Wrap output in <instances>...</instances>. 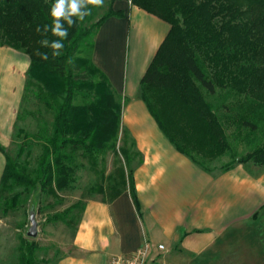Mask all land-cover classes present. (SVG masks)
<instances>
[{
    "label": "trees",
    "instance_id": "1",
    "mask_svg": "<svg viewBox=\"0 0 264 264\" xmlns=\"http://www.w3.org/2000/svg\"><path fill=\"white\" fill-rule=\"evenodd\" d=\"M115 1L100 17V7L90 6L91 14L83 21L71 27L64 23L68 37L60 55H53L40 41L59 39L50 30L55 0H0V46L29 57L24 94L35 82L36 99L52 115L48 122L20 105L15 156L0 145L6 158L0 183L5 215L36 190L58 198L59 191L70 188L76 171L89 166L100 178L90 193L108 189L113 199L129 184L139 209L131 172L127 175L120 167L107 174V154L121 155L127 165L132 156L141 155L121 128L123 99L93 61L98 30L110 17L124 16L114 10ZM128 1L170 26L142 78L141 98L180 153L207 171L215 170L214 162L227 154L234 157L231 128L264 131V0ZM24 113L38 122L34 132L18 127ZM37 147L41 152L34 158ZM247 162L264 165V140L220 170ZM79 207L82 213L84 203L78 202L53 218L76 226L81 214L76 224L72 214ZM18 250L20 264H38L37 241L22 237Z\"/></svg>",
    "mask_w": 264,
    "mask_h": 264
},
{
    "label": "crops",
    "instance_id": "2",
    "mask_svg": "<svg viewBox=\"0 0 264 264\" xmlns=\"http://www.w3.org/2000/svg\"><path fill=\"white\" fill-rule=\"evenodd\" d=\"M113 8L124 16L110 17L98 30L93 61L123 99L121 128L141 155L125 163L139 209L129 184L113 199L106 192L93 194L57 264H111L145 242L155 264H264V165L207 171L175 148L141 98L142 78L170 26L128 0L115 1ZM29 67L28 56L0 46L4 148L13 136ZM5 166L0 151V183Z\"/></svg>",
    "mask_w": 264,
    "mask_h": 264
},
{
    "label": "rangeland",
    "instance_id": "3",
    "mask_svg": "<svg viewBox=\"0 0 264 264\" xmlns=\"http://www.w3.org/2000/svg\"><path fill=\"white\" fill-rule=\"evenodd\" d=\"M111 0H104V4L97 12V16L104 14L109 7ZM117 1V0H116ZM21 53V52H20ZM23 54V53H21ZM25 55V54H23ZM27 74L25 78L24 89L26 85ZM36 84H30L28 92L22 94L21 110H26L27 113H40L48 122L51 121L52 115L44 106L36 99ZM23 95L24 99H23ZM20 107V106H19ZM19 110V109H18ZM24 119L19 121L18 127L24 128L27 132H34L38 122L29 114H23ZM233 132V134H231ZM230 143L234 157L238 158L242 154L249 151L252 147L260 144L264 140V131L258 130L251 133L248 130L238 131L231 128ZM15 130L13 136L5 149L7 152L15 156L17 145L19 142L15 140ZM15 140V141H14ZM119 146V145H118ZM41 152L40 147L34 149L33 157L36 158ZM229 154L222 159L213 163L214 168H220L223 164L234 159ZM123 167L131 171V167H126L125 161L121 155L114 156L112 153L106 156L107 174L114 173L117 168ZM100 181V178L88 167L80 168L76 171L74 182L70 188L59 191L58 198L42 193L40 190L34 191L15 211L4 214L0 204V264H20V239L27 237V231L31 226L30 215L34 213L39 224L38 237L35 241L40 245V250L37 253L38 264H57L65 253V249L70 244L75 226H69L61 220H55L53 217L56 214L62 213L65 209L78 202L83 205L84 201L93 194L89 192V188ZM111 192L107 189L105 198H109ZM81 214V207L77 208L72 214L74 224L77 223ZM31 240V239H30Z\"/></svg>",
    "mask_w": 264,
    "mask_h": 264
},
{
    "label": "clouds",
    "instance_id": "4",
    "mask_svg": "<svg viewBox=\"0 0 264 264\" xmlns=\"http://www.w3.org/2000/svg\"><path fill=\"white\" fill-rule=\"evenodd\" d=\"M103 4L104 0H55L50 9V15L53 18L50 30L52 35L59 39L51 42L48 39H43L40 44L53 49V55H60V50L64 47L62 41L68 37V30L64 27V23L71 27L76 23V20L83 21L85 17L91 14L90 6L102 7ZM48 31V26H45L43 33ZM37 32H41L39 27ZM37 55H40L42 59H47V54H42L38 51Z\"/></svg>",
    "mask_w": 264,
    "mask_h": 264
},
{
    "label": "built area",
    "instance_id": "5",
    "mask_svg": "<svg viewBox=\"0 0 264 264\" xmlns=\"http://www.w3.org/2000/svg\"><path fill=\"white\" fill-rule=\"evenodd\" d=\"M159 250H164V245L158 246ZM111 264H155L152 259V246L149 242H145L133 254L123 257H116Z\"/></svg>",
    "mask_w": 264,
    "mask_h": 264
},
{
    "label": "water",
    "instance_id": "6",
    "mask_svg": "<svg viewBox=\"0 0 264 264\" xmlns=\"http://www.w3.org/2000/svg\"><path fill=\"white\" fill-rule=\"evenodd\" d=\"M30 223H31V226L27 231V237L31 240H36L38 237L39 224L36 220V215L34 213H31L30 215Z\"/></svg>",
    "mask_w": 264,
    "mask_h": 264
}]
</instances>
